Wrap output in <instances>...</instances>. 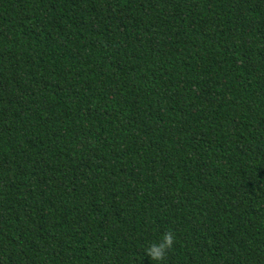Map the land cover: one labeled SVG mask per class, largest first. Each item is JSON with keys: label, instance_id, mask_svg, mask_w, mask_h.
Returning a JSON list of instances; mask_svg holds the SVG:
<instances>
[{"label": "trees", "instance_id": "trees-1", "mask_svg": "<svg viewBox=\"0 0 264 264\" xmlns=\"http://www.w3.org/2000/svg\"><path fill=\"white\" fill-rule=\"evenodd\" d=\"M0 264H264V0H0Z\"/></svg>", "mask_w": 264, "mask_h": 264}, {"label": "clouds", "instance_id": "clouds-1", "mask_svg": "<svg viewBox=\"0 0 264 264\" xmlns=\"http://www.w3.org/2000/svg\"><path fill=\"white\" fill-rule=\"evenodd\" d=\"M172 242L173 234L171 232L165 233L160 241L150 245V247L146 250V253L152 259L160 260L164 256L166 249L171 247Z\"/></svg>", "mask_w": 264, "mask_h": 264}]
</instances>
